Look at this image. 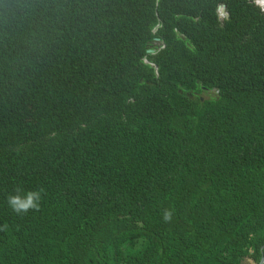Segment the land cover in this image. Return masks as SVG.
Here are the masks:
<instances>
[{"label":"trees","instance_id":"obj_1","mask_svg":"<svg viewBox=\"0 0 264 264\" xmlns=\"http://www.w3.org/2000/svg\"><path fill=\"white\" fill-rule=\"evenodd\" d=\"M92 259L264 261V0H0V264Z\"/></svg>","mask_w":264,"mask_h":264},{"label":"clouds","instance_id":"obj_2","mask_svg":"<svg viewBox=\"0 0 264 264\" xmlns=\"http://www.w3.org/2000/svg\"><path fill=\"white\" fill-rule=\"evenodd\" d=\"M158 27L159 26H157V28L155 29V30H153V33L155 34L156 32H157V29H158ZM156 39H158V38H156ZM160 41H159V43H156V45H154L155 47H152V44H151V46H149L150 48L149 49H163V48H160L161 47V45H163L164 46V44H163V42H162V40L161 39H159ZM154 41H152V43H153ZM158 74V73H157ZM201 95V94H200ZM200 98H201V100L203 99L201 96H200ZM37 196V194L36 193H25L24 194V197H25V201L23 202V203H20L19 202V198L17 197V196H15V197H10L9 198V202H10V205H12L13 206V210H26L29 206H35L33 203H32V201H33V197H36ZM171 216H172V213H171V211H169V210H165L164 212H163V216H162V218H163V220L165 221V222H167V221H169L170 219H171Z\"/></svg>","mask_w":264,"mask_h":264},{"label":"rangeland","instance_id":"obj_3","mask_svg":"<svg viewBox=\"0 0 264 264\" xmlns=\"http://www.w3.org/2000/svg\"><path fill=\"white\" fill-rule=\"evenodd\" d=\"M156 43H152V47H155L154 45H155ZM203 99H214L215 98V95L213 94V93H207V92H205V93H202L201 95H200ZM124 249L127 251L128 249H129V247L127 246V245H125L124 246ZM91 264H95V262L93 261V259L91 260Z\"/></svg>","mask_w":264,"mask_h":264},{"label":"water","instance_id":"obj_4","mask_svg":"<svg viewBox=\"0 0 264 264\" xmlns=\"http://www.w3.org/2000/svg\"><path fill=\"white\" fill-rule=\"evenodd\" d=\"M156 28H157V27H156ZM156 28H155V29H156ZM155 29H154V30H155ZM153 41H154L153 43H159L160 40L155 38ZM155 45H156V44H155ZM163 47H164V46L161 45L160 48H163ZM147 53H148V54H152V53H154V50H153V49H148V50H147ZM154 73H155L156 75H157V73H158V69H157L156 67H154ZM259 264H264V261H261Z\"/></svg>","mask_w":264,"mask_h":264}]
</instances>
